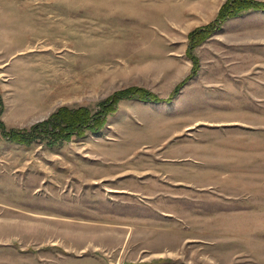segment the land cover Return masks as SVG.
Listing matches in <instances>:
<instances>
[{"label": "rangeland", "instance_id": "obj_1", "mask_svg": "<svg viewBox=\"0 0 264 264\" xmlns=\"http://www.w3.org/2000/svg\"><path fill=\"white\" fill-rule=\"evenodd\" d=\"M226 1L0 0L9 129L132 87L172 99L56 147L0 132V264H264V12L190 38Z\"/></svg>", "mask_w": 264, "mask_h": 264}, {"label": "trees", "instance_id": "obj_2", "mask_svg": "<svg viewBox=\"0 0 264 264\" xmlns=\"http://www.w3.org/2000/svg\"><path fill=\"white\" fill-rule=\"evenodd\" d=\"M255 11L264 12V1L256 0H227L219 10L215 21L204 28H199L190 34L192 44L195 46L204 42L212 34L219 31L222 25L229 19H234L242 14ZM189 52L190 59L193 61V73L199 68V61ZM189 78L178 85L175 93L177 94L188 82ZM139 100L142 102L167 103L172 99L161 100L157 95L143 88H128L119 91L101 102L99 110L81 107L71 109L68 107L59 108L54 114L43 122L34 125L28 130L9 129L2 121L1 115L4 112V102L0 94V132L15 144L29 146L35 141H49L50 147L61 145L62 141L73 137L81 138L88 131L101 130L107 123L108 115L117 110V106L124 100Z\"/></svg>", "mask_w": 264, "mask_h": 264}, {"label": "bare ground", "instance_id": "obj_3", "mask_svg": "<svg viewBox=\"0 0 264 264\" xmlns=\"http://www.w3.org/2000/svg\"><path fill=\"white\" fill-rule=\"evenodd\" d=\"M67 28V27H66ZM26 29H28V28H26ZM60 29V28H59ZM63 30V29H62ZM64 36V35H63ZM26 37H28V36H26ZM48 37V36H47ZM66 37V36H65ZM50 38V37H49ZM67 38H69L68 36H67ZM31 39V38H30ZM28 41V40H27ZM39 41V40H38ZM37 41V42H38ZM37 42H33V43H31L32 45L33 44H35V43H37ZM40 42V41H39ZM41 43V42H40ZM40 43H39V45H40ZM47 44H51V45H54L55 47H62V43L60 44V42L58 41L57 43H55V42H53V41H50V40H47ZM25 46V45H24ZM38 46V45H37ZM48 46H50V45H48ZM33 46H30V48H32ZM46 47V46H45ZM21 48H22V46H21ZM20 49V48H19ZM47 59V58H46ZM48 61V60H47ZM123 166V165H122ZM122 166H117V167H115L114 169H110L107 173H110V174H114V173H118V172H121V171H123V170H121V169H119L120 167H122ZM142 168H145V167H142ZM141 168V169H142ZM156 168V169H155ZM151 170H152V173H153V170L155 169V170H157V171H159L160 170V168H157V167H152V168H150ZM90 176V175H89ZM97 177V173H93L92 175H91V177ZM101 176H103V175H101ZM169 177V179H174V177H173V175H169L168 176ZM114 191H116V190H114ZM120 191V190H119ZM117 192V191H116ZM213 259V258H212Z\"/></svg>", "mask_w": 264, "mask_h": 264}, {"label": "crops", "instance_id": "obj_4", "mask_svg": "<svg viewBox=\"0 0 264 264\" xmlns=\"http://www.w3.org/2000/svg\"><path fill=\"white\" fill-rule=\"evenodd\" d=\"M122 191V190H121Z\"/></svg>", "mask_w": 264, "mask_h": 264}]
</instances>
